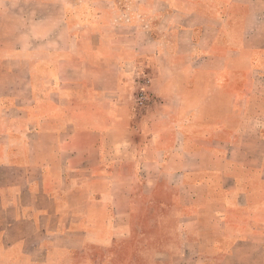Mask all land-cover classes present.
<instances>
[{
    "label": "crops",
    "instance_id": "obj_1",
    "mask_svg": "<svg viewBox=\"0 0 264 264\" xmlns=\"http://www.w3.org/2000/svg\"><path fill=\"white\" fill-rule=\"evenodd\" d=\"M155 1L154 29L0 26V264L112 243L129 201L170 264H264V0Z\"/></svg>",
    "mask_w": 264,
    "mask_h": 264
},
{
    "label": "rangeland",
    "instance_id": "obj_2",
    "mask_svg": "<svg viewBox=\"0 0 264 264\" xmlns=\"http://www.w3.org/2000/svg\"><path fill=\"white\" fill-rule=\"evenodd\" d=\"M164 6V3L154 2V0H0V26H15L17 24L16 18L27 12L33 19L41 16L44 27H52L56 23L65 22L64 27L68 28L70 25L79 28L92 20L93 11H98V15L112 19L113 25L131 20L136 27L143 25L147 29H154L158 24L159 13L169 10H164ZM3 11H7V14ZM34 25H36L35 22ZM141 77L138 93L143 94L145 98L142 102H139V99L137 101L139 109L133 118L134 125L124 131V135L119 133L133 150L140 142V136L135 125L136 118L144 109L143 107L149 105L152 99L151 96H146L147 93L144 90L148 77L145 75ZM86 195L80 194L79 201L82 203L87 201ZM144 198L148 200L149 191L144 193ZM137 208V202L129 201L127 210L119 213L123 220L120 221L121 226L112 243L96 241L91 246L88 244L84 251L72 252V259L65 264H170V258L162 254H166L172 249L175 250L176 247L178 249L179 244L162 241L172 233L164 226L153 225L151 219L149 220L150 225H143L138 228ZM116 214L108 211L107 217L109 219L111 216L117 217ZM108 235L103 233L99 237L104 239Z\"/></svg>",
    "mask_w": 264,
    "mask_h": 264
},
{
    "label": "built area",
    "instance_id": "obj_3",
    "mask_svg": "<svg viewBox=\"0 0 264 264\" xmlns=\"http://www.w3.org/2000/svg\"><path fill=\"white\" fill-rule=\"evenodd\" d=\"M144 98H145V96H144L143 94H140V95H139V98H138V99H139V102H142V100H143Z\"/></svg>",
    "mask_w": 264,
    "mask_h": 264
}]
</instances>
